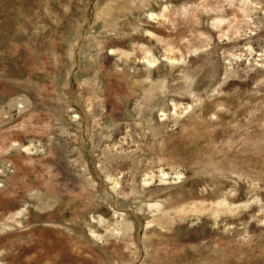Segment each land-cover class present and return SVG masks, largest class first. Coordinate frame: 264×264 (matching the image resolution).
Returning a JSON list of instances; mask_svg holds the SVG:
<instances>
[{
  "label": "rangeland",
  "instance_id": "1",
  "mask_svg": "<svg viewBox=\"0 0 264 264\" xmlns=\"http://www.w3.org/2000/svg\"><path fill=\"white\" fill-rule=\"evenodd\" d=\"M0 264H264V0H0Z\"/></svg>",
  "mask_w": 264,
  "mask_h": 264
}]
</instances>
